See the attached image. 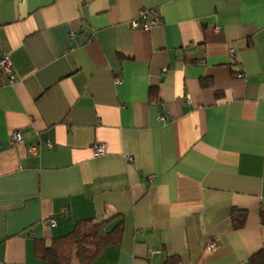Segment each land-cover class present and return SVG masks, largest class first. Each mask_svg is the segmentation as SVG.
Returning <instances> with one entry per match:
<instances>
[{
	"label": "crops",
	"instance_id": "0c3cea01",
	"mask_svg": "<svg viewBox=\"0 0 264 264\" xmlns=\"http://www.w3.org/2000/svg\"><path fill=\"white\" fill-rule=\"evenodd\" d=\"M5 54L0 264L88 219L124 225L92 264H264V0H0Z\"/></svg>",
	"mask_w": 264,
	"mask_h": 264
},
{
	"label": "trees",
	"instance_id": "16d2710c",
	"mask_svg": "<svg viewBox=\"0 0 264 264\" xmlns=\"http://www.w3.org/2000/svg\"><path fill=\"white\" fill-rule=\"evenodd\" d=\"M236 228L245 225L247 213L245 211H232ZM260 217L264 223V206L260 210ZM111 220L98 221L95 219L82 220L76 224L69 234L53 239L49 245L43 241L36 244V256L44 264H92L110 246L120 245L124 225L120 221L111 229ZM166 264H177L176 258H170Z\"/></svg>",
	"mask_w": 264,
	"mask_h": 264
},
{
	"label": "built area",
	"instance_id": "2783aa9c",
	"mask_svg": "<svg viewBox=\"0 0 264 264\" xmlns=\"http://www.w3.org/2000/svg\"><path fill=\"white\" fill-rule=\"evenodd\" d=\"M151 12L148 10H142L139 12L138 16L131 22V27L133 29H141L144 31H150L152 28L158 26L161 23V19L158 16L151 17ZM230 57L232 59L236 58V51L230 50ZM14 68L12 61L8 55H4L0 60V86L3 85L4 79H7L8 84L13 85L16 80L14 79ZM162 121H167L165 117H161ZM11 140L16 145H22L24 143V138L22 132L17 130L12 136ZM49 148H52V144H49ZM92 151L96 157L103 156L106 153V145L102 143H94L92 145ZM32 153L37 152V148H31ZM56 221L53 218H46L41 222V227L46 229H51L56 227ZM219 248L217 241H212L207 245V250L210 252H215Z\"/></svg>",
	"mask_w": 264,
	"mask_h": 264
},
{
	"label": "rangeland",
	"instance_id": "374dc122",
	"mask_svg": "<svg viewBox=\"0 0 264 264\" xmlns=\"http://www.w3.org/2000/svg\"><path fill=\"white\" fill-rule=\"evenodd\" d=\"M75 264H77V262H75Z\"/></svg>",
	"mask_w": 264,
	"mask_h": 264
}]
</instances>
